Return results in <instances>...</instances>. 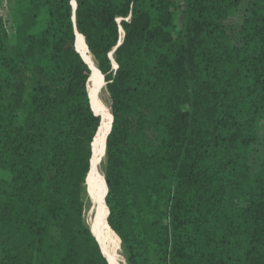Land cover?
<instances>
[{
  "label": "trees",
  "instance_id": "trees-1",
  "mask_svg": "<svg viewBox=\"0 0 264 264\" xmlns=\"http://www.w3.org/2000/svg\"><path fill=\"white\" fill-rule=\"evenodd\" d=\"M26 1L13 27L0 12V264H110L85 218L102 114L82 51L127 263L264 264V0Z\"/></svg>",
  "mask_w": 264,
  "mask_h": 264
},
{
  "label": "rangeland",
  "instance_id": "rangeland-1",
  "mask_svg": "<svg viewBox=\"0 0 264 264\" xmlns=\"http://www.w3.org/2000/svg\"><path fill=\"white\" fill-rule=\"evenodd\" d=\"M27 2L26 0H2L0 4V12L5 16V19L7 21V24L9 27H13V24L15 22V14L18 11V8L20 7L19 4L22 5V3ZM240 19L236 21V24L232 26L230 31L232 32L233 36L238 40L240 37ZM83 45L80 44V50H82ZM83 55L86 57L88 63L91 65L93 69V75L92 78L89 81V93L91 94L92 99L95 101L96 106L101 110L105 111L106 113L111 114V101L109 97V93L105 87V82L103 80V77L98 73L96 70V67L93 63V58L89 55H86L84 51ZM113 59V55H112ZM113 62L115 64V61L113 59ZM258 134L260 136V139L263 141L264 138V119H259L258 122ZM263 142L261 143V145ZM104 149L102 151V155L100 158V161L96 163V165H92L91 171L89 172V179H90V190L87 183V207L85 211V218L87 225L91 228V230L95 233L96 238L98 239L102 250L105 251L109 245L114 243L113 237L110 235L105 221L102 219L100 214V209L98 207V203L95 197L94 192V185H97L100 187V183L104 182L105 186V160H104ZM94 167V168H93ZM97 168V169H95ZM98 178V179H97ZM96 180V181H95ZM94 182V183H93ZM102 186V185H101ZM118 247V249H117ZM107 257V255H106ZM108 261L110 264H128L125 256V251L121 247V241L119 242V238L114 244V250L112 253V256L108 258Z\"/></svg>",
  "mask_w": 264,
  "mask_h": 264
},
{
  "label": "bare ground",
  "instance_id": "bare-ground-1",
  "mask_svg": "<svg viewBox=\"0 0 264 264\" xmlns=\"http://www.w3.org/2000/svg\"><path fill=\"white\" fill-rule=\"evenodd\" d=\"M94 103H95V101H94ZM100 112L102 114L101 127H100L99 134L97 136V139H96L95 147H94V155H93V159H92V165H96V163H98L100 161V158H101V155H102V151H103L105 143H106L107 135H108V133H109V131L111 129V125H112L111 124L112 115L110 113H106L102 109L100 110ZM95 169H97V168H95ZM94 192H95V197H96V200H97V203H98V207L100 209L101 217L105 221L107 229H108L110 235L115 240L114 243H112L108 247H105V248H107L106 255H107L108 258H110L112 256V253H113V250H114V244L117 241L118 236L111 229V227L108 225V222H107V218H106L107 209H106L105 200H104V193L106 192V188L104 186V182L100 183V187L97 186V185H94Z\"/></svg>",
  "mask_w": 264,
  "mask_h": 264
},
{
  "label": "water",
  "instance_id": "water-1",
  "mask_svg": "<svg viewBox=\"0 0 264 264\" xmlns=\"http://www.w3.org/2000/svg\"><path fill=\"white\" fill-rule=\"evenodd\" d=\"M112 55H113V53H111V57H112ZM115 67L117 68V64L115 63ZM113 121V120H112ZM111 130V129H110ZM109 133H110V131H109Z\"/></svg>",
  "mask_w": 264,
  "mask_h": 264
}]
</instances>
